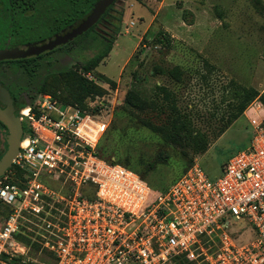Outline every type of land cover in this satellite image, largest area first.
<instances>
[{
	"label": "built area",
	"instance_id": "built-area-1",
	"mask_svg": "<svg viewBox=\"0 0 264 264\" xmlns=\"http://www.w3.org/2000/svg\"><path fill=\"white\" fill-rule=\"evenodd\" d=\"M259 107L218 177L194 161L162 192L98 157L104 122L39 95L0 177V264H264Z\"/></svg>",
	"mask_w": 264,
	"mask_h": 264
},
{
	"label": "rangeland",
	"instance_id": "rangeland-1",
	"mask_svg": "<svg viewBox=\"0 0 264 264\" xmlns=\"http://www.w3.org/2000/svg\"><path fill=\"white\" fill-rule=\"evenodd\" d=\"M109 7L91 26L112 41L94 71L81 68L97 52V36L91 31L83 40L38 58L40 67L31 79L0 64V83L6 90L17 89L25 107L39 96L36 88L42 84L46 92L40 95L70 102L75 86L61 71L72 69L100 86L101 96L77 106L105 123L95 150L102 160L126 167L149 187L175 179L187 159L144 125H164L179 114L208 137V150L193 159L209 178L218 177L227 160L249 143L251 107L259 105L264 117V0H113ZM45 32L36 31L24 42H44L37 38ZM4 43L5 49L22 47L10 39ZM137 85L139 96L150 104L143 111L124 102ZM242 89L257 91L260 99L240 115V99L233 92ZM0 135L1 159L8 133L1 130Z\"/></svg>",
	"mask_w": 264,
	"mask_h": 264
},
{
	"label": "trees",
	"instance_id": "trees-1",
	"mask_svg": "<svg viewBox=\"0 0 264 264\" xmlns=\"http://www.w3.org/2000/svg\"><path fill=\"white\" fill-rule=\"evenodd\" d=\"M50 0V6H46L45 9H57L56 15L50 22L46 24V29L48 35L52 36L61 31L71 28L73 25L77 24L81 20H83L91 11L93 5L98 0ZM36 5V0H0V49L4 46V41L10 39L13 43L19 39L20 42H24L31 34L35 32V26L30 23L29 19L24 14V11H20V15H23L22 21H16V9H35L33 6ZM110 8V7H109ZM106 9L105 14L99 19L101 21L104 16L107 14L110 9ZM59 9H63V11H59ZM186 13H184L185 15ZM107 24V23H106ZM95 27V26H94ZM94 27H91L89 30L84 32L82 35L78 36L71 42H78L83 40L86 35L93 31L97 36L95 41L98 43L97 52L87 60L82 66V70L86 73L94 71V69L98 66V64L107 57L111 48L112 41L106 38V34H100ZM162 40H165V36L162 35ZM167 41V39H166ZM165 42V41H163ZM63 47V46H62ZM61 47V48H62ZM40 58V57H38ZM38 58L30 57L21 61H11V62H3L9 64V67L12 72L17 70H22V72L29 78H33L36 71L40 67V63L37 61ZM60 75L69 77L73 80L75 91L73 94V98L70 102L62 101L59 98H53L58 103H63L66 105H71L74 107H79L85 99H94L101 96L104 91L103 89L93 83L92 81H87L80 75L70 69L67 71L59 72ZM158 88V87H157ZM37 93L43 94L46 92L45 86L42 84L38 88H36ZM139 88L137 87L133 90H130L126 93L124 102L125 104L137 111H143L150 107V104L147 103L144 99L139 96ZM162 93L165 96H168V93L162 89ZM234 99H240L239 101V114L243 112L245 107L251 103L255 99H260L258 92L255 90H246L242 89L240 92H233ZM16 112L21 108L25 107V104L20 101L18 104H15ZM174 110V107H172ZM147 128L152 130L155 133H158L162 140L168 144L173 145L177 149L180 150L181 155L187 159L185 160L183 167V172L172 179L171 181L166 180V183H163L159 186H150L153 190L156 191H165L174 181H176L194 162V155H202L204 154L209 146L210 141L208 137L201 133L197 132L192 128L190 121L185 118H182L179 114L173 115L170 120L164 125H153L150 122L145 123ZM0 129H5V127L0 123ZM226 129L222 130L220 134H222ZM26 132L27 129L24 128ZM97 147V145H96ZM96 151V150H95ZM96 154L98 155L97 151ZM99 157V155H98ZM100 158V157H99ZM105 161V160H104ZM110 164H116L114 162L106 161ZM126 168V167H125ZM13 170V166L8 170ZM22 175V171H15V178H20ZM142 176L144 173L141 174ZM190 264V263H187Z\"/></svg>",
	"mask_w": 264,
	"mask_h": 264
},
{
	"label": "water",
	"instance_id": "water-1",
	"mask_svg": "<svg viewBox=\"0 0 264 264\" xmlns=\"http://www.w3.org/2000/svg\"><path fill=\"white\" fill-rule=\"evenodd\" d=\"M113 3V0H98L92 7L90 13L81 20L75 27L65 32L64 34H56L52 39H48L45 43L29 44L25 48H10L0 50V62L6 60H21L33 56H38L42 53L54 50L59 46L66 45L78 36L86 32ZM0 123L7 130L5 139L7 148L0 159V177L11 167V164L18 153V146L23 133L21 122L15 115V108L12 99L7 90L0 85Z\"/></svg>",
	"mask_w": 264,
	"mask_h": 264
},
{
	"label": "flooded vegetation",
	"instance_id": "flooded-vegetation-1",
	"mask_svg": "<svg viewBox=\"0 0 264 264\" xmlns=\"http://www.w3.org/2000/svg\"><path fill=\"white\" fill-rule=\"evenodd\" d=\"M53 2L56 3L55 0H53ZM46 6L47 7L50 6V0H36V5L33 6L35 9H33V8L32 9H28V8L27 9H16V13H17L16 21L17 22H21L23 20L22 19L23 15H26L27 18L29 19L30 23H32L33 26H35V29H36L35 32L36 31H40V30L46 28V24L48 22H50L51 19H53L55 17L56 11H57V9H45ZM0 11H2V9H0ZM20 11H24V14L23 15H20V13H21ZM59 11L61 13V11H63V9H59ZM59 33H57V34H59ZM55 35L56 34H54L52 36H50V35H44L46 37H44L42 35V37L40 36L39 38H37L38 39L37 42H41L42 40H45V39L48 40L49 37L52 39ZM46 41L41 42V43H38L37 45L43 44ZM16 42L19 43V44H21L22 47H12V48H25L27 45H29L26 42H20L19 39H17ZM33 44H35V43H33ZM61 47L62 46H59V47L55 48L52 51L45 52V53H42V54H40L38 56H33V57H35V58L42 57L43 55L52 53L55 50L60 49ZM3 49H5L4 46L0 50H3ZM21 60H24V59H21ZM21 60H6V61L0 62V64H2L3 62L21 61ZM0 85L3 87V85L1 83H0ZM7 92L10 95V98L12 99L13 106H15V104H18L20 102L19 101V97H20L21 93L17 89H12L11 91L7 90ZM0 107L3 108V105L1 103H0ZM21 109L23 110V108H21ZM18 112L19 111L16 112V110H15L16 117H17V113ZM1 130H4V129H0V131ZM5 131H7V130H5ZM1 146H2V141H1V135H0V150H1Z\"/></svg>",
	"mask_w": 264,
	"mask_h": 264
},
{
	"label": "bare ground",
	"instance_id": "bare-ground-1",
	"mask_svg": "<svg viewBox=\"0 0 264 264\" xmlns=\"http://www.w3.org/2000/svg\"><path fill=\"white\" fill-rule=\"evenodd\" d=\"M22 113H26V107L23 108Z\"/></svg>",
	"mask_w": 264,
	"mask_h": 264
}]
</instances>
